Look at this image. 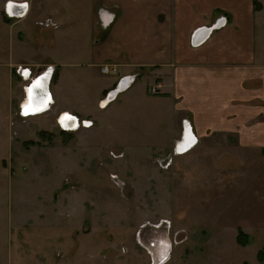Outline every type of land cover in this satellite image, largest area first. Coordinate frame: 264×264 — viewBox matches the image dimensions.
<instances>
[{
	"label": "rangeland",
	"instance_id": "obj_1",
	"mask_svg": "<svg viewBox=\"0 0 264 264\" xmlns=\"http://www.w3.org/2000/svg\"><path fill=\"white\" fill-rule=\"evenodd\" d=\"M7 1L0 0V264H264V155L178 153L174 142L150 158L113 147L118 138L140 149V130L101 128L100 109L91 128L79 121L76 131L63 130L50 110L21 115L31 79L17 68L33 78L52 66L54 52L90 50L96 18L88 0H24V17H8ZM90 73L98 78L96 68Z\"/></svg>",
	"mask_w": 264,
	"mask_h": 264
},
{
	"label": "crops",
	"instance_id": "obj_2",
	"mask_svg": "<svg viewBox=\"0 0 264 264\" xmlns=\"http://www.w3.org/2000/svg\"><path fill=\"white\" fill-rule=\"evenodd\" d=\"M88 2L96 18V34L89 40L95 36V42L88 51L47 56L53 69L48 87L52 103L46 111L56 117L68 113L90 122L91 128L96 122L93 110L100 109L101 128L140 130L133 134L140 138V149L118 138L112 141L113 147L132 155L170 153L183 120L190 127L184 139L192 134L197 139L188 154L207 147L214 154L233 151L242 160L255 151L264 155L263 0ZM27 12L28 7L21 17ZM100 13L110 18L105 26ZM57 15L62 24L63 17ZM221 17L225 22L219 28L192 45L196 28L211 26ZM104 65H115L117 73L102 72ZM95 68L98 78L90 73ZM124 77H131L129 85L104 102ZM151 86H158V93H151ZM151 127L160 128V134L152 136Z\"/></svg>",
	"mask_w": 264,
	"mask_h": 264
},
{
	"label": "bare ground",
	"instance_id": "obj_3",
	"mask_svg": "<svg viewBox=\"0 0 264 264\" xmlns=\"http://www.w3.org/2000/svg\"><path fill=\"white\" fill-rule=\"evenodd\" d=\"M8 1L9 3L6 10L12 17H21L25 14L28 3H25L24 1L17 2L19 0ZM20 6L23 7L21 10L19 9ZM51 74V69L47 68L45 71H42L37 76L31 78L30 83L25 88L26 98L20 105L21 115L26 116L31 114H40L50 107L49 103H52V99L49 94L48 84ZM69 117H71V119H69ZM58 122L63 128L70 130L77 126L76 121L72 120V116L68 113L62 114L58 118ZM186 126L187 130L185 131L184 138L187 136L186 134L190 133L189 126ZM184 140L187 142L186 139Z\"/></svg>",
	"mask_w": 264,
	"mask_h": 264
},
{
	"label": "built area",
	"instance_id": "obj_4",
	"mask_svg": "<svg viewBox=\"0 0 264 264\" xmlns=\"http://www.w3.org/2000/svg\"><path fill=\"white\" fill-rule=\"evenodd\" d=\"M24 2L27 3L26 1H24ZM26 6H27V4H26ZM6 14L8 15V17H12L7 11H6ZM48 68L51 69V73H52L53 66H49ZM101 70L104 73H112V74H116L117 73V70H116L115 65H111V66L104 65ZM16 73L20 77H22L23 80H30L31 79L27 68L26 69H22V67L19 66L17 68V70H16ZM158 89H159L158 86H151L150 89H149V91L151 93L156 94V93H158ZM19 106H20V104H19ZM20 111H21V108H20ZM62 114H65V112L60 113L56 117V119L59 118ZM71 116H72V120H75L76 121L77 126H80V124H82V122L81 123H78L79 121L77 120V118L75 116H73V115H71ZM84 123H86V122L84 121ZM57 124H59V123L57 122ZM182 124H183V128H182L181 136L179 137V139H177L175 141V144H174V147H175L174 149L177 150L178 153H183V152L188 151L190 148L194 147L195 144L197 143V139H196V137L193 134H192V137H191L190 140H188L187 142L184 140V134H185V131L187 130V128H186L187 126L186 125L189 126V124H188L187 121H184V120H183V123ZM62 129L63 130H67V131L70 130V129L63 128V127H62ZM75 130H70V131H75Z\"/></svg>",
	"mask_w": 264,
	"mask_h": 264
},
{
	"label": "water",
	"instance_id": "obj_5",
	"mask_svg": "<svg viewBox=\"0 0 264 264\" xmlns=\"http://www.w3.org/2000/svg\"><path fill=\"white\" fill-rule=\"evenodd\" d=\"M8 3H9V1H7L6 7H7ZM22 8H23L22 6L19 7L20 10ZM100 20L104 26L110 22V18L107 17L106 15L102 14V13H100ZM224 22H225L224 17H221L218 20H216V22H214L211 26H208V27L207 26H201V27L196 28L195 31L193 32L192 36H191L192 45L195 46V45L200 44L209 35V33L212 30L219 28ZM130 81H131V77L122 78L117 83L115 88H113L112 90H110L108 92L107 96L104 99V102H107V101L113 99L117 93L121 92L122 90H124L127 87V85H129Z\"/></svg>",
	"mask_w": 264,
	"mask_h": 264
},
{
	"label": "trees",
	"instance_id": "obj_6",
	"mask_svg": "<svg viewBox=\"0 0 264 264\" xmlns=\"http://www.w3.org/2000/svg\"><path fill=\"white\" fill-rule=\"evenodd\" d=\"M255 3H256V1H255ZM255 8H260V5L259 4H255ZM63 132V131H62ZM64 133V132H63ZM41 134H44V132H41ZM243 234H242V232H239L238 233V242H240V236H242ZM241 243V242H240Z\"/></svg>",
	"mask_w": 264,
	"mask_h": 264
},
{
	"label": "snow or ice",
	"instance_id": "obj_7",
	"mask_svg": "<svg viewBox=\"0 0 264 264\" xmlns=\"http://www.w3.org/2000/svg\"><path fill=\"white\" fill-rule=\"evenodd\" d=\"M69 119H71V117H69Z\"/></svg>",
	"mask_w": 264,
	"mask_h": 264
}]
</instances>
